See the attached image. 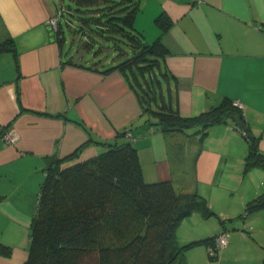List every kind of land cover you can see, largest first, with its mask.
<instances>
[{"label": "crops", "instance_id": "crops-1", "mask_svg": "<svg viewBox=\"0 0 264 264\" xmlns=\"http://www.w3.org/2000/svg\"><path fill=\"white\" fill-rule=\"evenodd\" d=\"M57 7L54 0H0V44L14 42L18 63L0 51V264L27 258L49 157L85 143L66 166L102 152L104 143L126 141L136 148L146 182L170 180L181 192L203 196L215 213L183 219L179 245L223 231L228 243L218 262L255 243L256 253L239 264H264V209L239 216L264 192V170L244 171L242 129L226 121L204 136L196 129L160 131L118 71L93 69L74 39L65 53L67 39L62 34L60 43L48 22ZM160 14L170 22L165 30L155 23ZM134 27L146 42L159 37L167 48L165 66L182 115L223 98L240 101L244 125L264 153V0H140ZM8 130L17 133L14 142L3 139ZM185 259L214 262L202 245Z\"/></svg>", "mask_w": 264, "mask_h": 264}, {"label": "trees", "instance_id": "trees-1", "mask_svg": "<svg viewBox=\"0 0 264 264\" xmlns=\"http://www.w3.org/2000/svg\"><path fill=\"white\" fill-rule=\"evenodd\" d=\"M72 1L89 12L80 18L82 36L77 35L83 41L79 39L76 45L94 51L93 69L105 74L118 71L124 77L142 110L160 131L196 129L204 136L215 124L231 121L237 125L232 115L244 124L241 109L228 98L194 116L179 112L171 90L175 79L164 61L167 48L159 37L146 42L134 27L140 0ZM56 10L54 30L61 43L62 22L71 31L73 25L61 6ZM155 23L161 30L170 24L163 14L155 18ZM98 36L115 41L116 60L101 57L104 46L95 51L94 37ZM120 38L126 41L128 50L116 44ZM0 51L12 52L18 65L12 40L0 44ZM242 131L247 143L244 171L254 167L264 170V153L258 149V138L248 129ZM84 144L65 157L48 158L23 264H187L185 252L200 245L213 250L208 251L210 261L217 260L218 233L183 245L176 240L178 226L192 213L205 218L215 215L203 196L181 192L170 180L146 182L130 141L104 143L105 149L97 155L64 166ZM261 209L264 192L247 201L239 216Z\"/></svg>", "mask_w": 264, "mask_h": 264}, {"label": "rangeland", "instance_id": "rangeland-1", "mask_svg": "<svg viewBox=\"0 0 264 264\" xmlns=\"http://www.w3.org/2000/svg\"><path fill=\"white\" fill-rule=\"evenodd\" d=\"M55 3L59 6L62 7L63 10H65V14L64 16L69 18L72 21V31L70 30V26H66L65 23L62 22V27H63V34L65 36V39H67L64 43V50L65 53H67V50L69 49V45H71V39H74L75 41L73 42V44H76V41H78V37L80 39V36H82V34L80 33V28L82 26L81 23V19L80 18H85L89 12H86V10H83V7L81 5H78L76 2L72 1V0H54ZM71 10L70 14H73L72 16L68 13V11ZM52 27L54 29L57 28V18H56V22L55 25ZM94 29V26H91ZM77 31L78 33L74 32ZM77 34H79L80 36H78ZM78 36V37H77ZM95 40L97 42H95V44H97V46H94L95 51H98V48L101 46H104V48H102V50L100 51V55L101 57L105 58V59H110L109 61H113L116 60L117 57V50L113 49L115 47V41L114 40H108V39H102L98 36V38L94 37ZM122 40L118 41L116 44L120 45L124 50H128V45L126 43V41L123 38H120ZM83 41V39H81ZM81 47V44L78 46ZM87 54L86 58L84 59V62H86V60H90L89 58H92V56L94 55V51L90 50V51H86L85 52ZM83 58V57H82ZM258 246L255 245V243H252L248 248H249V252L248 250L242 249L240 251H233V252H229L227 253V255L225 256V258L222 259V261L218 262V259L220 258V249L218 250V254H217V260H214L213 264H239V262H241L243 259H247L250 256H253L256 253V250ZM261 253V250H258Z\"/></svg>", "mask_w": 264, "mask_h": 264}, {"label": "built area", "instance_id": "built-area-1", "mask_svg": "<svg viewBox=\"0 0 264 264\" xmlns=\"http://www.w3.org/2000/svg\"><path fill=\"white\" fill-rule=\"evenodd\" d=\"M56 18H57V16L53 15L48 19V22L51 26L55 25ZM232 104L234 106L238 107L239 109L243 108V104L240 101H237V100L232 101ZM2 137L4 140H6L8 142H14L17 138V133L14 130H8L3 134ZM227 243H228V236H227L226 232L221 231L215 236V247L216 248L221 249V248L225 247L227 245ZM208 251H209V253L213 252L212 249H209Z\"/></svg>", "mask_w": 264, "mask_h": 264}, {"label": "water", "instance_id": "water-1", "mask_svg": "<svg viewBox=\"0 0 264 264\" xmlns=\"http://www.w3.org/2000/svg\"><path fill=\"white\" fill-rule=\"evenodd\" d=\"M232 118L237 123V125L239 126L240 129H242V130L246 129L245 125L239 120V117L237 115H232Z\"/></svg>", "mask_w": 264, "mask_h": 264}]
</instances>
